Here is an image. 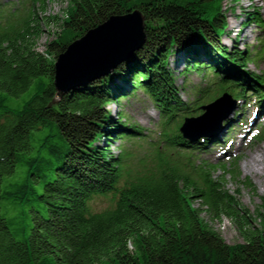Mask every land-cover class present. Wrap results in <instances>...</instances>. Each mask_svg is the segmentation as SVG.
Here are the masks:
<instances>
[{
	"label": "trees",
	"instance_id": "trees-1",
	"mask_svg": "<svg viewBox=\"0 0 264 264\" xmlns=\"http://www.w3.org/2000/svg\"><path fill=\"white\" fill-rule=\"evenodd\" d=\"M223 1L67 0L62 17L44 14L47 0L0 1V264H264V202L253 225L224 186L226 175L238 172L192 162L199 145L181 163L159 147V173L127 181L122 151H111L114 139L144 133L108 105L141 90L165 128L191 108L176 83L187 72L210 70L220 94L244 101L253 91L264 100V71L247 67L264 56V38L256 53L240 49L236 34L230 45L221 42L228 35ZM134 9L144 17L143 44L108 74L58 96V54L110 16ZM262 11L252 5L240 23L264 34ZM51 26L52 38L39 51L38 39ZM161 134L164 147H192L178 130ZM202 138L194 143L203 145ZM110 192L113 206L92 211L90 200ZM203 206L212 219H231L243 242H225L202 218Z\"/></svg>",
	"mask_w": 264,
	"mask_h": 264
},
{
	"label": "rangeland",
	"instance_id": "rangeland-1",
	"mask_svg": "<svg viewBox=\"0 0 264 264\" xmlns=\"http://www.w3.org/2000/svg\"><path fill=\"white\" fill-rule=\"evenodd\" d=\"M1 2H10L9 6L18 0H0ZM68 5L67 0H47L44 14L64 16L65 9ZM261 8L264 14V0H238L232 2L225 0L222 3L223 12L227 18V33L228 35L222 36L225 45H230L231 38L236 34L238 36L237 44L242 50H249L256 53L260 45V39L264 38L261 34V29L257 28L253 23L241 24V20H245L243 11L249 8ZM40 11V10H38ZM43 15V14H40ZM55 30L53 26L45 27L44 32L40 35L37 42V49L44 50V43L52 38V33ZM256 57V56H255ZM254 58V57H253ZM181 60V59H180ZM257 62H248L247 67L249 70L256 73L264 71V56L260 59L255 58ZM182 61L178 64L181 65ZM177 78V86L180 87L179 96L191 108L186 111L182 110L169 121L165 128L162 124L161 115L158 112L154 102L141 90H136L134 95L125 98L120 104L110 103L108 105L114 117L117 113L122 111L125 123L136 125L144 133L140 138L120 139L113 140L111 151L113 153H120L122 151L124 164H123V178L127 181H136L143 176L155 177L159 173V149L168 156L171 162H183L188 154L193 151V146L197 147L199 151L193 154L192 162L198 163V160H203L207 163L227 164V168L231 169L238 175L235 178L229 174L224 179V186L232 194H236L238 202L241 207L252 216V224L258 223L256 219V210L264 202V108L260 107L264 100L259 98L258 95L253 94V91L247 98L242 101L237 98L232 100V108L228 115L222 119L220 124L213 129L217 135H213L210 139H206L203 145L191 144L192 147L180 145L178 147H164L161 145L163 138L161 132H169L172 129L178 130L181 122H183V115L188 117L197 116L202 111L199 107L200 104H206L211 99L215 100L220 96L221 87L216 81L214 75L210 70L203 73L196 71L187 72L186 74ZM264 87V85H262ZM236 89V88H235ZM228 90L235 95L234 87ZM249 91V90H248ZM211 102V101H210ZM244 111V114L242 113ZM181 120V121H180ZM213 132V133H214ZM263 132V136L260 137ZM242 138H245L244 149L239 148V143ZM203 139V138H199ZM198 139V140H199ZM180 143L185 142L182 138L177 139ZM163 144V143H162ZM205 146V148L203 147ZM160 147V148H159ZM260 149V151H257ZM258 152L259 167L263 169V175H253L246 172L243 162L249 157L250 154ZM236 161L238 169H233L232 162ZM214 177L221 174V169L214 168L211 170ZM250 179L251 185H247L246 180ZM123 179V180H124ZM238 190V192H235ZM114 204V193L110 192L105 195H98L90 200L89 205L92 211H102L112 207ZM199 204L196 202L195 206ZM201 216L208 223V225L216 230L228 244H235L243 242L234 222L226 216H221L217 219H212L210 214L205 211V206L202 207Z\"/></svg>",
	"mask_w": 264,
	"mask_h": 264
},
{
	"label": "water",
	"instance_id": "water-1",
	"mask_svg": "<svg viewBox=\"0 0 264 264\" xmlns=\"http://www.w3.org/2000/svg\"><path fill=\"white\" fill-rule=\"evenodd\" d=\"M145 41L144 17L138 9L122 15H112L88 30L58 54L54 63V86L58 96L108 74ZM231 96L223 93L202 105L198 116L185 117L179 127L180 135L193 143L210 137L232 108Z\"/></svg>",
	"mask_w": 264,
	"mask_h": 264
},
{
	"label": "bare ground",
	"instance_id": "bare-ground-1",
	"mask_svg": "<svg viewBox=\"0 0 264 264\" xmlns=\"http://www.w3.org/2000/svg\"><path fill=\"white\" fill-rule=\"evenodd\" d=\"M242 113L244 114V111ZM213 135L214 136L217 135L216 132H214L211 136H213ZM245 141H246L245 138H242L240 140L239 148L241 150H243L245 148L244 147ZM196 144H197V142H196ZM257 151H260V149H258ZM260 156H261V154L259 155V153L255 151L254 153L250 154L247 159L244 160L243 165H244L246 172L251 173L253 175H258V176L263 175V169H261L258 165L260 163L259 162Z\"/></svg>",
	"mask_w": 264,
	"mask_h": 264
}]
</instances>
